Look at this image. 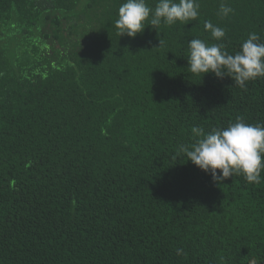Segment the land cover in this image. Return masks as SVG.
Listing matches in <instances>:
<instances>
[{
    "label": "trees",
    "instance_id": "obj_1",
    "mask_svg": "<svg viewBox=\"0 0 264 264\" xmlns=\"http://www.w3.org/2000/svg\"><path fill=\"white\" fill-rule=\"evenodd\" d=\"M124 2L0 0V264H264V170L214 182L178 152L193 127L264 124V78L187 59L191 39L264 42V0H197L196 20L134 38Z\"/></svg>",
    "mask_w": 264,
    "mask_h": 264
},
{
    "label": "clouds",
    "instance_id": "obj_2",
    "mask_svg": "<svg viewBox=\"0 0 264 264\" xmlns=\"http://www.w3.org/2000/svg\"><path fill=\"white\" fill-rule=\"evenodd\" d=\"M199 7L197 0H157L154 9L148 6L146 0H125L119 7L115 27L119 36L126 34L134 38L143 32L145 21L157 30L161 23L169 26L177 21L186 23L197 19ZM232 12L227 4H220L219 15L227 17ZM204 27L216 41H222L226 35L223 28L210 21H206ZM188 51V68L194 75L211 72L218 78L230 76L242 89H246L247 82L264 78V42L254 32L234 54H230L222 42L207 45L200 39H191ZM192 133L195 143L180 145L178 152L185 154L202 171L210 173L214 182L238 175L250 184L261 182L264 124H249L238 117L226 128H213L205 133L203 128L193 127ZM182 252V249L176 250L177 255ZM249 264H256L255 259Z\"/></svg>",
    "mask_w": 264,
    "mask_h": 264
}]
</instances>
